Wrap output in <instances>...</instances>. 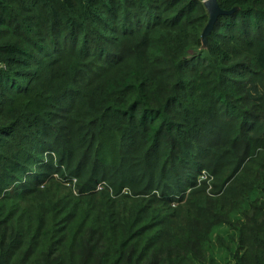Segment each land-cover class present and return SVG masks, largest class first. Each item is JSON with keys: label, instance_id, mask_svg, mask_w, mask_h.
Segmentation results:
<instances>
[{"label": "trees", "instance_id": "1", "mask_svg": "<svg viewBox=\"0 0 264 264\" xmlns=\"http://www.w3.org/2000/svg\"><path fill=\"white\" fill-rule=\"evenodd\" d=\"M218 3L0 0V264H264V0Z\"/></svg>", "mask_w": 264, "mask_h": 264}, {"label": "water", "instance_id": "2", "mask_svg": "<svg viewBox=\"0 0 264 264\" xmlns=\"http://www.w3.org/2000/svg\"><path fill=\"white\" fill-rule=\"evenodd\" d=\"M205 5L209 11L210 14V21L207 24L205 31L203 33V42L204 45L207 43V37L210 31L213 28V25L217 18L221 15L224 14L225 12L220 8L218 0H205Z\"/></svg>", "mask_w": 264, "mask_h": 264}, {"label": "rangeland", "instance_id": "3", "mask_svg": "<svg viewBox=\"0 0 264 264\" xmlns=\"http://www.w3.org/2000/svg\"><path fill=\"white\" fill-rule=\"evenodd\" d=\"M205 178H206V176H201V179H205ZM207 190H208V191L212 190V186L209 185V186L207 187Z\"/></svg>", "mask_w": 264, "mask_h": 264}]
</instances>
